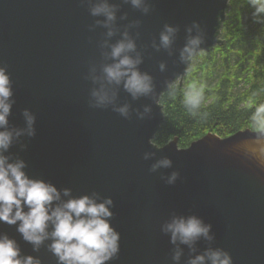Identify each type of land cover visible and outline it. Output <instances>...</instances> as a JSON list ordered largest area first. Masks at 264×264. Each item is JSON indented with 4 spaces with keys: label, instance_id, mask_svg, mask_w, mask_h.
<instances>
[{
    "label": "water",
    "instance_id": "water-1",
    "mask_svg": "<svg viewBox=\"0 0 264 264\" xmlns=\"http://www.w3.org/2000/svg\"><path fill=\"white\" fill-rule=\"evenodd\" d=\"M111 2L118 6L117 31L108 37V29L96 23L104 18L91 16L81 0H0V65H7L15 101L9 126L25 127L24 109L36 117V134L20 137L6 154L23 159L26 173L53 184L63 200L111 197V225L121 239L118 256L108 264H173L176 246L160 229L174 215L199 217L214 237L197 241L195 252L180 245L179 264L209 246L228 251L233 264H264V164L257 158L264 134L250 128L226 137L207 133L187 147H179L177 138L162 146L153 142L164 118L160 96L182 84L190 64L180 57L189 36L199 34L193 22L203 32V51L221 45L229 0H150L147 15L124 0ZM165 24L178 31L169 49H157ZM125 30L142 56L140 71L154 85L152 94L138 99L118 89L116 105H130L127 119L112 106L90 107L94 85L86 78L93 67L98 73L112 62L104 56L110 51L104 42L116 43ZM146 106L151 110L141 119ZM145 153L154 155L144 159ZM165 157L171 167L151 171ZM172 172L179 176L168 184ZM66 188L69 197L63 196ZM4 233L23 256L57 264L50 239L33 251L15 225L0 223Z\"/></svg>",
    "mask_w": 264,
    "mask_h": 264
},
{
    "label": "clouds",
    "instance_id": "clouds-1",
    "mask_svg": "<svg viewBox=\"0 0 264 264\" xmlns=\"http://www.w3.org/2000/svg\"><path fill=\"white\" fill-rule=\"evenodd\" d=\"M81 3L88 5L91 16L104 18L96 23L108 29V37L116 34V4L111 0H81ZM124 3H130L144 15L151 11L150 0H124ZM249 4L254 9L253 22L264 24V0H249ZM192 27L199 34L189 36L181 50L182 62L193 61L203 51L200 47L204 42L200 24L194 21ZM177 31L176 27L165 24L160 33V44L154 46L157 49H169ZM191 31L192 28H188V32ZM103 46L110 49L104 56L112 62L102 64L98 73L93 67L90 77H86L94 85L90 91L89 106H112L113 111L127 119L130 105H116L118 89L123 87L133 99L149 96L154 90L153 78L140 71L142 56L137 52L136 43L127 30L116 43L108 45L105 41ZM160 67L163 70L164 65ZM12 97L13 82L7 65L3 64L0 65V223L15 225L22 239L33 246V251H39L44 241L50 239L48 250L56 257L57 264H108L118 256L121 239L120 233L111 225L113 200L111 197L101 199L96 193L63 200L61 192L53 184L31 178L26 173L23 159H13L6 154L14 141L25 135L33 137L36 134V117L28 109L23 111L25 127L9 126L8 118L15 102ZM202 98L203 89L195 85L189 86L184 92V103L190 108H197ZM150 110L146 106L143 113H138L139 118L143 119ZM251 120L256 132L264 134V104L256 107ZM151 155L154 154L145 153L144 159ZM257 158L264 164V148L257 150ZM171 163L166 157L159 159L152 164L151 171L169 168ZM178 176V172H172L165 178L166 182L172 184ZM63 196L69 197L70 189H64ZM211 227L195 215H174L161 225V232L168 235L169 242L176 246L171 256L173 264H179L181 259L183 250L180 245H187L191 252H195L194 245L201 238L211 242L214 239L210 235ZM0 264H42V261L31 255L23 256L18 242L4 233L0 234ZM188 264H233V259L223 248L209 246L202 253L190 257Z\"/></svg>",
    "mask_w": 264,
    "mask_h": 264
},
{
    "label": "trees",
    "instance_id": "trees-1",
    "mask_svg": "<svg viewBox=\"0 0 264 264\" xmlns=\"http://www.w3.org/2000/svg\"><path fill=\"white\" fill-rule=\"evenodd\" d=\"M221 29L223 43L199 53L190 62L182 84L175 83L160 96L164 118L153 142L162 146L177 138L179 147L207 133L226 137L238 130H257L251 120L264 104V24L253 22L249 0H229ZM203 89L197 108L184 103V92Z\"/></svg>",
    "mask_w": 264,
    "mask_h": 264
},
{
    "label": "rangeland",
    "instance_id": "rangeland-1",
    "mask_svg": "<svg viewBox=\"0 0 264 264\" xmlns=\"http://www.w3.org/2000/svg\"><path fill=\"white\" fill-rule=\"evenodd\" d=\"M251 15H252V14H248V15L246 16V19L250 18V17H251Z\"/></svg>",
    "mask_w": 264,
    "mask_h": 264
}]
</instances>
